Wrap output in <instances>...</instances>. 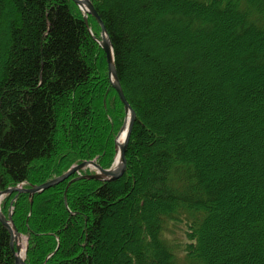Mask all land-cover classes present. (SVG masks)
<instances>
[{"label":"trees","instance_id":"16d2710c","mask_svg":"<svg viewBox=\"0 0 264 264\" xmlns=\"http://www.w3.org/2000/svg\"><path fill=\"white\" fill-rule=\"evenodd\" d=\"M90 1L135 113L126 168L5 196L25 262L264 264V0ZM100 32L72 0H0V191L112 166L125 112Z\"/></svg>","mask_w":264,"mask_h":264},{"label":"water","instance_id":"95a60500","mask_svg":"<svg viewBox=\"0 0 264 264\" xmlns=\"http://www.w3.org/2000/svg\"><path fill=\"white\" fill-rule=\"evenodd\" d=\"M83 12L84 19L87 24V16L90 15L95 18L98 25L100 26L101 32H100V40H97L100 47L102 48L106 63H107V69H108V77L109 82L113 89L116 91L117 95L119 96L120 101L122 102L124 106V112H125V118L124 123L122 127L120 128V131L118 132L116 139H115V150H116V157L115 160L119 159V164L113 166L108 169H104L100 167L94 160L89 161H83L77 165H73L68 169L65 173L62 175L51 179L41 185H35L32 186L29 189H23L21 186L11 187L7 188L3 191H0V202L1 200L14 192L16 193H27L30 197H32L35 193L43 192L44 190H47L50 187H53L65 180H68L73 175H77L74 179H72L68 185L78 179H95L98 181H113L118 178H120L126 168V147L128 138L130 135L131 127L133 124V120L135 117V113L133 109L131 108L130 104L126 100V97L124 95L122 86L120 84L117 70L115 67V60H114V52L112 48V43L110 41L107 29L102 22L101 18L99 17L97 11L95 10L93 4L90 0H72ZM122 134H125L123 141L119 143V139L122 136ZM115 163V161H114ZM85 168H94L96 171L92 174H84L80 175V171ZM0 222L2 225L8 230L10 234V247L12 252L14 253L15 257V264H27L24 260L25 253H26V246L24 248V257L20 258L19 253L21 251V245L19 242L21 241L22 235L17 231L16 227L14 226L12 219H11V212L6 218L0 209Z\"/></svg>","mask_w":264,"mask_h":264},{"label":"bare ground","instance_id":"6f19581e","mask_svg":"<svg viewBox=\"0 0 264 264\" xmlns=\"http://www.w3.org/2000/svg\"><path fill=\"white\" fill-rule=\"evenodd\" d=\"M124 136H125V134H122V136H121L120 139H119V143H121V142L123 141ZM117 164H119V159H118V157H117V159L115 160L114 166L117 165ZM21 244H22V243H21ZM24 248H25V246H24V241H23V244L21 245V251H20V253H19V257H20V258H23V257H24Z\"/></svg>","mask_w":264,"mask_h":264},{"label":"rangeland","instance_id":"374dc122","mask_svg":"<svg viewBox=\"0 0 264 264\" xmlns=\"http://www.w3.org/2000/svg\"><path fill=\"white\" fill-rule=\"evenodd\" d=\"M205 64H208V62L207 61H205L204 62ZM90 170L91 171H94V169L93 168H90ZM18 186V185H17ZM16 187V186H15ZM9 211H11V208L9 209ZM10 214V213H9ZM8 218V217H7ZM22 235V234H21ZM23 241H24V246H26V236H24V235H22V238H21V241L19 242V244L20 245H22L23 244ZM22 243V244H21Z\"/></svg>","mask_w":264,"mask_h":264}]
</instances>
